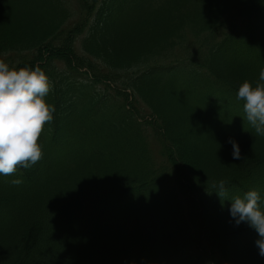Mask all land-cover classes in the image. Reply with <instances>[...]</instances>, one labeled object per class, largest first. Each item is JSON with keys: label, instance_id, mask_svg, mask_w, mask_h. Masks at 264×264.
<instances>
[{"label": "trees", "instance_id": "1", "mask_svg": "<svg viewBox=\"0 0 264 264\" xmlns=\"http://www.w3.org/2000/svg\"><path fill=\"white\" fill-rule=\"evenodd\" d=\"M0 59L39 66L55 107L41 158L0 174V264H264L213 188L264 201V136L236 97L264 67L260 0H0Z\"/></svg>", "mask_w": 264, "mask_h": 264}, {"label": "clouds", "instance_id": "2", "mask_svg": "<svg viewBox=\"0 0 264 264\" xmlns=\"http://www.w3.org/2000/svg\"><path fill=\"white\" fill-rule=\"evenodd\" d=\"M264 4V0H260ZM51 85L47 74L39 66H10L0 59V174L15 173L17 168H30L42 156L38 137L45 122L53 120L54 105L45 97ZM243 100L246 120L258 136H264V67L259 70L258 80L253 84L245 80L236 93ZM234 159L241 157L238 142L228 138ZM20 184V178L11 180ZM228 181L221 178L214 183L217 194L231 201L229 212L238 225L246 222L258 232L255 241L259 253L264 256V206L257 189H249L240 195L228 196Z\"/></svg>", "mask_w": 264, "mask_h": 264}, {"label": "rangeland", "instance_id": "3", "mask_svg": "<svg viewBox=\"0 0 264 264\" xmlns=\"http://www.w3.org/2000/svg\"><path fill=\"white\" fill-rule=\"evenodd\" d=\"M190 42H191V39L189 38V36H186V38L183 40V42L181 44H178V45H176L173 48V51L175 50L174 51L175 56L177 55L176 58H179V57H182V56H184V57L188 56L187 55V50L188 51L192 50V44ZM161 80H162V78H160V81H159L158 84H159V87L163 89L164 88V81L161 82ZM172 100H174V98H172ZM153 144H154V141H153ZM157 148L154 147V149L156 151H153V153H157ZM155 157L158 158L159 157V153L155 154ZM161 161L163 162V159ZM157 162H160V161L157 160ZM167 177H168V179H167L168 183H172V185L175 186V187L178 186V184H177L178 182L176 181V177L173 178L171 176V173L168 174ZM176 195L178 196V199H180L182 201V207H183L185 218L189 220V215H190L191 209H190V207L188 205V204H190V200H189L188 195H185V193L182 190L179 191V194H176Z\"/></svg>", "mask_w": 264, "mask_h": 264}]
</instances>
